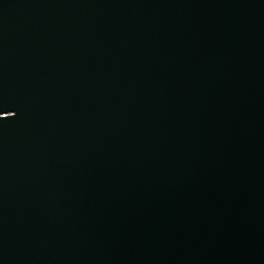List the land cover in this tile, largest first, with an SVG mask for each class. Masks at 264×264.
<instances>
[{
    "label": "water",
    "instance_id": "1",
    "mask_svg": "<svg viewBox=\"0 0 264 264\" xmlns=\"http://www.w3.org/2000/svg\"><path fill=\"white\" fill-rule=\"evenodd\" d=\"M0 264H264V0H0Z\"/></svg>",
    "mask_w": 264,
    "mask_h": 264
}]
</instances>
